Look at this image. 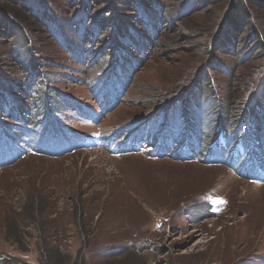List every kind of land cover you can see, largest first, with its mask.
I'll list each match as a JSON object with an SVG mask.
<instances>
[{"label":"rangeland","instance_id":"obj_1","mask_svg":"<svg viewBox=\"0 0 264 264\" xmlns=\"http://www.w3.org/2000/svg\"><path fill=\"white\" fill-rule=\"evenodd\" d=\"M53 3L59 18H67L83 4L73 0ZM95 5L94 9L104 8ZM123 10L108 15L106 23L119 15L131 21V14H119ZM216 16L212 9L193 20L205 28ZM255 23L264 33L263 23ZM169 29L161 44L149 49L152 53L133 76L120 105L104 116L94 100L102 87L93 92L90 86L115 61L105 57L89 73L49 40L34 42L44 50L45 60L58 64L44 70L54 81L52 86L100 119L98 124L82 121L69 108L58 107L57 123L81 134L82 139L84 136L81 149L73 148L62 156L31 152L25 147L30 143L27 131L17 134L15 142L28 153L0 169L2 260L40 264L45 260L42 248H57L71 256L72 264H264V146L223 136L217 139V127L219 132L223 129L217 106L199 115L192 113L191 135L205 141L191 138V149L181 150L179 144L185 137L182 126L176 127L174 122L168 130L155 125L148 133L167 138L159 142L161 153L169 150L164 154L149 155L152 149L144 139L139 149L135 146L130 152L117 149V145H126L125 137L110 141L112 144L101 141L116 138L122 127L128 130L135 122L157 119L155 110L175 99L176 91L185 90L197 76L192 67L202 54L192 42H200L196 41L200 37L190 43L186 37L180 38L177 50H166L164 39L178 37L177 26ZM247 33L251 31L247 29ZM102 40L106 43L108 37ZM2 41L0 70H8L5 56L11 41ZM218 58L231 67L235 63L234 57ZM215 76L225 98L232 96V78ZM214 96L211 92L206 95L209 99ZM24 102L28 104L26 99ZM161 114L166 116L165 109ZM184 115L180 113L182 120ZM50 119L55 120L54 116ZM258 121L252 119L248 124L256 127ZM173 134L175 138H169ZM146 141L152 143L149 138ZM34 201L38 202L36 216L31 213Z\"/></svg>","mask_w":264,"mask_h":264},{"label":"trees","instance_id":"obj_2","mask_svg":"<svg viewBox=\"0 0 264 264\" xmlns=\"http://www.w3.org/2000/svg\"><path fill=\"white\" fill-rule=\"evenodd\" d=\"M73 1L82 2V7L72 10L67 18H59L53 0H0V42L3 39L11 41L5 56L9 69L0 70V169L14 165L27 152L15 142L18 141L17 134L20 136L25 131L30 141L25 147L39 155L51 152L54 155L50 156H62L73 152V148H82L84 136L82 139L81 134L57 123L58 115L55 113L58 107L69 108L82 121L98 124L100 119L98 114L90 113L79 101L61 94L52 86L54 81L44 70L58 64L45 60L42 57L44 50L37 48L35 41L49 40L89 73L105 57L115 61L104 70L105 76L90 86L93 92L102 87L94 100L102 108L104 116L120 105L133 76L142 68L147 55L152 53L149 49L161 42L170 31V25L178 27L179 38H165L166 50H177L180 38L186 37L190 43L200 37L196 40L200 42H195L199 45L192 42L202 54L196 57L192 67L197 76H193L185 90L176 91L178 96L175 99L155 110L157 119L144 121L146 117L142 118L143 123L135 122L128 130L122 127L119 136L114 138L113 135L110 139H102V142L112 144L115 139L125 137L126 145H119V150L130 152L142 139L149 138L152 140L149 155L164 154L169 150L161 153L159 142L167 138L159 133L157 136L148 133L155 125L161 127L160 130H168L174 122V126L180 125L183 129L185 138L179 144L181 150L191 149V138L196 137L199 143L205 141L199 135H191V126L195 123L192 113L199 115L217 106L220 125L223 126L220 132L217 127V139L223 136L225 139L248 140L252 144L256 141L259 146H264V33L255 23L260 20L264 26V0ZM95 4L104 8L94 9ZM122 7L126 10L119 14H131V21L119 15L110 24L106 23L107 16L115 15ZM212 9L217 16L205 28L202 22L193 20ZM138 29L141 30L138 32ZM247 29L251 33L245 34ZM104 36L108 37L106 43L102 40ZM129 50L140 58H135ZM93 52L96 54L89 57ZM219 55L234 57L233 67L225 65ZM215 75L232 78L233 84L229 86L234 93L232 96L225 98L222 83ZM15 77H19V81ZM210 92L216 94L213 99L206 97ZM25 99L32 107L25 105ZM164 109L166 116L161 114ZM181 112L185 113L183 120ZM41 114L44 117L40 121L38 116ZM51 116L55 120L50 119ZM4 119L11 123L2 122ZM252 119L258 121V126L248 124ZM139 135L141 138L138 140ZM169 138H175L174 134ZM32 205L31 213L36 216L38 202L34 201ZM42 252L45 260L41 259L40 264H72L71 256L57 248H42ZM0 264L18 263L5 262L0 258Z\"/></svg>","mask_w":264,"mask_h":264},{"label":"bare ground","instance_id":"obj_3","mask_svg":"<svg viewBox=\"0 0 264 264\" xmlns=\"http://www.w3.org/2000/svg\"><path fill=\"white\" fill-rule=\"evenodd\" d=\"M151 149V148H150Z\"/></svg>","mask_w":264,"mask_h":264}]
</instances>
